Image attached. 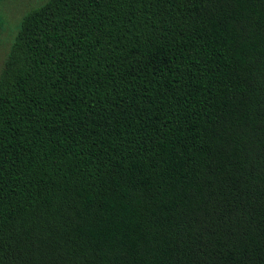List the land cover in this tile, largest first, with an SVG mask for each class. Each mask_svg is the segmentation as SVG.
<instances>
[{
  "label": "trees",
  "instance_id": "16d2710c",
  "mask_svg": "<svg viewBox=\"0 0 264 264\" xmlns=\"http://www.w3.org/2000/svg\"><path fill=\"white\" fill-rule=\"evenodd\" d=\"M0 264H264V0H47L0 72Z\"/></svg>",
  "mask_w": 264,
  "mask_h": 264
},
{
  "label": "rangeland",
  "instance_id": "374dc122",
  "mask_svg": "<svg viewBox=\"0 0 264 264\" xmlns=\"http://www.w3.org/2000/svg\"><path fill=\"white\" fill-rule=\"evenodd\" d=\"M47 0H0V72L24 14Z\"/></svg>",
  "mask_w": 264,
  "mask_h": 264
}]
</instances>
